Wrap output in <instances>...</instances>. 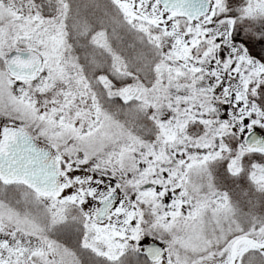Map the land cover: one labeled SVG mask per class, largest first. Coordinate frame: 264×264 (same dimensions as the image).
<instances>
[{"label":"snow or ice","instance_id":"obj_1","mask_svg":"<svg viewBox=\"0 0 264 264\" xmlns=\"http://www.w3.org/2000/svg\"><path fill=\"white\" fill-rule=\"evenodd\" d=\"M0 264H264V0H0Z\"/></svg>","mask_w":264,"mask_h":264}]
</instances>
